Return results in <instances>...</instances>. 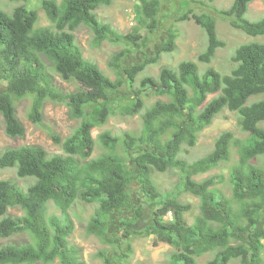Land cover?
<instances>
[{
	"label": "trees",
	"instance_id": "16d2710c",
	"mask_svg": "<svg viewBox=\"0 0 264 264\" xmlns=\"http://www.w3.org/2000/svg\"><path fill=\"white\" fill-rule=\"evenodd\" d=\"M114 1L43 0L41 7L51 27L37 26L38 12H29L24 5L12 12L0 10V83L6 88L0 93V115L7 136H25V126L16 110L17 102L25 98L31 99L28 118L35 125L43 124L48 101L65 105L70 117L80 120L66 140L51 134L62 148L60 155L49 158L39 146L0 152V166L16 168L21 179H34L26 190L12 180L0 181V238L27 234L32 239L25 245L1 247L0 264H53L56 260L60 264H84L80 250L69 242L75 227L69 210L78 201L97 204L88 233L107 245H115L119 239L109 235L113 216L134 208L135 191L130 189L136 188L150 202L151 223L145 231L124 232L122 236H153L155 246H173L176 252L170 264H200L197 258L208 253L214 254L208 264H264V43L238 47L230 74L223 75L213 68L200 74L196 62L183 61L177 70L163 67L158 77L143 78L136 88L138 76L149 65L156 64L163 53L175 51L178 36L169 30L154 56L130 67L124 65L130 51L114 54L109 61L116 75L113 80L98 64L85 58L74 32L85 25L93 31L94 44L110 41L141 48L145 45L141 29L156 33L162 12V0H138V26L121 34L96 14ZM255 1L239 0L234 8L219 14L249 37L264 36V17L258 21L247 18ZM259 1L264 4V0ZM181 8L178 21L194 20L205 30L208 46L198 61L210 64L217 50L226 46L218 37L216 19L188 10V0L181 3ZM53 73L65 82H77L81 88L65 92L56 85ZM125 84L128 95L121 90ZM151 94L170 100L157 101L145 110L140 135L101 133L99 142L104 152L92 158L96 147L93 130L106 125L116 114L139 115L145 108L144 98ZM209 96L215 97L208 101ZM225 109L238 115L239 127L248 137L241 140L227 131L217 138L211 153L187 162L180 156L183 147H195L199 134ZM234 150L238 162L230 168L231 197L216 188L223 182L221 176L195 180L219 164L229 163ZM156 172L177 175L179 190L162 193L154 181ZM183 193L200 199V213L192 225L185 216L191 205L179 200ZM51 204L59 215H48ZM16 207L24 212L23 216L9 215V210ZM170 212L173 219L166 220ZM135 214L145 216L143 207H137ZM132 223L125 220L123 225L129 227ZM130 249L129 244L124 256ZM101 256L105 264H111L110 258Z\"/></svg>",
	"mask_w": 264,
	"mask_h": 264
},
{
	"label": "rangeland",
	"instance_id": "374dc122",
	"mask_svg": "<svg viewBox=\"0 0 264 264\" xmlns=\"http://www.w3.org/2000/svg\"><path fill=\"white\" fill-rule=\"evenodd\" d=\"M59 2L61 0H58ZM184 0H162V12L160 17V28L154 34H149L144 28L141 29V35L145 45L141 48H136L131 44L112 43L105 41L102 44H94L93 31L82 25L74 32L76 42L82 49L86 59L98 64L100 69L110 78L116 80L114 71L109 66L111 57L122 51H130L124 63L126 67L142 62L145 58L154 56L159 50L160 45L166 41L169 35V30H174L177 33L176 49L172 53H163L160 60L156 64L149 65L142 72L134 85L138 88L140 81L149 77H158L163 67H169L177 70L179 64L183 61H193L198 64L200 74H203L207 69L213 68L223 75L230 74L234 68L232 57L235 50L243 44L250 42L264 43V36L252 38L234 29L229 21L219 14V11L234 8L239 0H188L189 9L194 14H209L216 19L217 33L221 41L225 42L226 46L219 48L210 64H204L198 61V56L202 54L208 46V38L205 30L195 23L194 20L185 22L178 21L180 13H182L181 3ZM43 0H29L27 3H14L8 0H0V10L12 12L20 5L26 6V9L37 11L39 20L37 26L51 27L52 23L48 19L41 4ZM139 4L138 0H115L110 7H101L96 11L97 17L103 23H108L121 34H128L133 27L138 26L137 21L133 18L135 7ZM264 17V4L261 1H255L250 5L247 18L251 21H258ZM56 85L65 92H73L80 89L77 82H65L62 78L53 73ZM5 84L0 83V93L5 90ZM121 90L128 95L127 85H123ZM215 96H209L210 101ZM167 96L150 95L144 98L145 108L136 116H123L116 114L112 116L106 125L93 130V136L96 141L95 151L92 158H97L104 151L99 142V135L105 131L111 132L114 136H121L125 133L132 135H140L143 130V115L146 109L150 108L157 101H169ZM258 99H253L255 101ZM31 99L25 98L18 101L16 104L17 115L25 126V136L22 138H10L5 133V125L2 115H0V152L11 148H19L23 146H39L46 150L49 158L63 153L62 148L54 143L51 134L59 135L63 140L69 138L76 128L80 125V120L72 119L69 115V109L65 105L56 104L48 101L44 107V120L41 126L33 124L28 114L30 111ZM264 127V124H263ZM232 132L236 138L244 140L248 134L244 133L238 124V115L229 110H223L214 119L212 124L199 134L198 141L195 147H183L180 154L187 162H195L209 153L215 148L217 138L227 132ZM238 162V154L236 150L232 153V159L229 163H221L217 168L209 173L199 175L195 178L198 182L204 181L212 176L218 175L223 177V182L217 184V189L224 193L225 196L231 197V188L229 183L230 168ZM57 170L53 167V175H56ZM12 180L23 189H27L33 185L34 179H21L17 176L16 168L0 166V181ZM154 181L162 193L177 192L179 190V177L172 172L154 173ZM134 192L133 198L135 206L132 209H127L122 212L115 213L113 216V224L109 229V235L114 239H119L115 245H107L100 238L88 233V225L93 217L97 204H86L78 201L69 210L72 221L74 222V233L69 238L71 246L80 250V258L84 264H105L104 257L111 259V264H170L171 256L176 252L175 248L169 244L160 243L154 245V237L150 236H135L130 234V238L122 236L124 232H133L136 230L145 231L148 224L151 223V206L149 200L139 190L130 189ZM180 202L190 204L191 210L186 213L188 224L192 225L195 218L200 213V199L190 193H183L179 198ZM142 206L145 216H137L135 209ZM59 215L58 209L51 204L48 215ZM10 216H23L24 212L19 208L9 210ZM34 218L38 221V217L33 213ZM125 220L132 221V225L127 227L123 225ZM36 221V222H37ZM261 226H264L262 221ZM248 240V236L246 237ZM32 241L27 234H19L10 239L0 238V248L8 244L25 245ZM130 244L131 249L129 254L125 255ZM264 260V251L262 253ZM124 256V257H123ZM214 258L213 253L205 254L197 261L200 264H208ZM34 264H44L42 262ZM53 264H60L56 260ZM230 264H240L238 261Z\"/></svg>",
	"mask_w": 264,
	"mask_h": 264
},
{
	"label": "clouds",
	"instance_id": "9594fccd",
	"mask_svg": "<svg viewBox=\"0 0 264 264\" xmlns=\"http://www.w3.org/2000/svg\"><path fill=\"white\" fill-rule=\"evenodd\" d=\"M257 1H259V0H257ZM133 18H135V13L133 14ZM216 25H217V23H216ZM217 117V116H216ZM9 137V136H8ZM11 138V137H10ZM13 139H15V138H13ZM219 184V183H218ZM165 219L166 220H172L173 219V217H172V213L170 212V213H168L167 214V216L165 217ZM166 244V243H165ZM39 263V262H38ZM34 264V263H33Z\"/></svg>",
	"mask_w": 264,
	"mask_h": 264
}]
</instances>
